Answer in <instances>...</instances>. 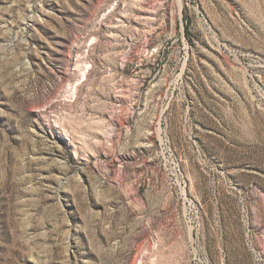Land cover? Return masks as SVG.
I'll return each mask as SVG.
<instances>
[{
    "label": "rangeland",
    "instance_id": "rangeland-1",
    "mask_svg": "<svg viewBox=\"0 0 264 264\" xmlns=\"http://www.w3.org/2000/svg\"><path fill=\"white\" fill-rule=\"evenodd\" d=\"M0 264H264V0H0Z\"/></svg>",
    "mask_w": 264,
    "mask_h": 264
}]
</instances>
